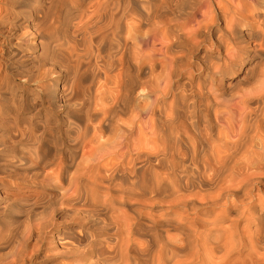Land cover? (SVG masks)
Instances as JSON below:
<instances>
[{
  "label": "clouds",
  "instance_id": "9594fccd",
  "mask_svg": "<svg viewBox=\"0 0 264 264\" xmlns=\"http://www.w3.org/2000/svg\"><path fill=\"white\" fill-rule=\"evenodd\" d=\"M109 17L101 21L96 13L88 12L78 14L75 11L77 0H0V56L4 48H18L20 55L15 52L9 57V71L19 77L12 81L17 91H24L22 99L13 101L12 110L7 108L8 101L0 95V120L11 119L12 127L18 126V121H26L30 129L36 127L37 131L43 128L40 135L31 140L30 144L23 146L25 156H11L9 163L13 169L9 179L12 189H8L0 176V187L11 194L17 193L22 186L44 184L48 187L54 183L50 177L44 175L49 165L44 164L47 159L37 154L41 143L47 144L46 152L54 154L58 159L63 158L65 174L75 171V177L65 188L59 185L55 191L59 195L49 197L52 205L47 213V222L41 226L40 222L32 223L28 229H5L6 213L14 211L22 213L29 205L27 199L19 201L21 207L11 209V200L0 198V248L10 250L6 255L0 254V264H25L30 259L28 255V242L33 230L39 235L36 237L37 246L45 241V236L56 226L54 216L60 209H72L66 213L63 225L80 223L79 209L85 215L95 184L89 183L95 179V169L101 166L105 158L116 155L119 158L121 149L130 152V144L134 135V125L126 123L134 117L137 124H150L156 110H166V98L160 87L154 85L151 79L142 80L141 70L145 64L153 68L159 57L157 50L151 46V37H156L161 26L167 28L171 43H178L179 51L176 59L179 72H188L195 69L194 74L204 84L203 97L209 99V105L203 106L200 95L195 93V85L191 93L185 95L184 120L191 125L192 132L203 137L210 133L214 124L208 115L209 109H215L217 120H232L234 109L241 99L249 95L261 98V112L264 115V0H100ZM147 13H139L136 4ZM186 3L193 5L194 11H202L203 19L199 21V37L196 45L183 38V27L193 19L191 12L184 13ZM28 5L20 7V5ZM223 12L216 11V7ZM62 13V15H61ZM119 13V16L116 14ZM171 14L170 18L168 14ZM132 20L137 26L135 33L136 48L143 46L144 59L133 58L130 55L132 44L128 43L121 31L122 22ZM147 24L146 31H140L139 25ZM7 28L8 35L4 29ZM21 28L23 36L16 44H11L9 36ZM236 28L240 31L237 32ZM245 31L247 39H245ZM99 36V44L103 46L106 40L112 44V51L107 57H98L90 51L93 37ZM213 36L221 44L229 47L227 55H221L218 45L213 42ZM131 39V38H129ZM77 45H83L77 52ZM200 49L204 55L193 62ZM125 52L129 55L122 59ZM249 52L255 55L249 57ZM93 61H96L93 63ZM254 61L252 67L240 79L237 75L243 71V65ZM87 65L81 68V65ZM59 69V70H57ZM100 72L104 75L101 77ZM91 74L88 81L86 74ZM6 73L0 62V84L5 82ZM119 77L121 86L113 83V78ZM103 79L101 93L96 91V81ZM190 81H186L188 83ZM182 88V85H177ZM3 89H0L2 92ZM214 101V103H213ZM163 116V111H161ZM202 121L203 127L198 123ZM86 121V123H85ZM171 117L161 119V130L171 125ZM96 130L104 137L103 146L95 139L96 152L89 157L91 170L83 166L77 168L80 159L79 150ZM176 140L179 133L174 132ZM116 143L112 144V140ZM163 144V138L161 139ZM108 148V151H104ZM163 151V149H162ZM264 151V149H261ZM146 159V158H145ZM166 159L161 155L157 160ZM196 161H193L195 167ZM43 164V170L38 165ZM142 167L145 165H141ZM154 167V165H151ZM20 170L21 174H17ZM102 183L105 177H100ZM139 177L131 180L135 185ZM111 183V182H110ZM35 204L36 201H31ZM98 211V209H91ZM106 227L109 225H105ZM71 231V229H67ZM86 229L80 224V234L84 235ZM88 245L79 247L71 241H65L64 257L61 264H97L86 253L92 247L97 235L88 233ZM264 249V245H262ZM100 264H105L104 260Z\"/></svg>",
  "mask_w": 264,
  "mask_h": 264
},
{
  "label": "bare ground",
  "instance_id": "6f19581e",
  "mask_svg": "<svg viewBox=\"0 0 264 264\" xmlns=\"http://www.w3.org/2000/svg\"><path fill=\"white\" fill-rule=\"evenodd\" d=\"M27 6L20 5V7ZM135 7L139 13H143L138 3ZM74 10L78 14L96 13L101 21L109 17L100 0H77ZM216 11L222 18L223 12L218 6ZM183 12H191L193 17L183 27V38L196 45L199 37V21L204 18L203 12L194 11L191 3L183 6ZM116 15L119 16V13ZM170 16L169 13L168 17ZM146 17L147 13H143L141 19ZM147 28V24L139 25L140 31H146ZM4 30L5 35H8L7 28ZM137 30L132 20L121 24L125 40L132 44L130 55L143 60L146 49L143 46L137 49L133 43ZM236 31L239 32L240 29L236 28ZM22 36V29H15L14 35L9 36L10 43L16 44ZM245 39H247L246 31ZM99 40V36L92 38L90 51L98 57H107L112 51V44L106 40L101 46ZM150 40L151 46L157 50L156 55L159 59L153 68L145 64L140 77L142 80L151 79L152 83L164 92L166 110H156L150 124H137L134 117L126 121L134 125L130 152L121 149L119 158L113 155L101 162V166L95 169V179L89 180V183L95 184V187L89 205L85 206L89 209L88 214L85 215L84 210L79 209L77 205L78 219L83 217L80 223L53 227L45 236V241L56 239L62 242V247L60 246L62 249L65 247L63 245L65 241L85 247L90 239L88 233L97 235L98 239L93 241L92 247L86 253L90 259L97 261V264H100L101 260H104L105 264H264V249H262L264 151H261L264 149V115H258L261 112V98L249 95L247 99L239 100L234 109L233 119H225L219 124L215 123L217 120L215 109H209L208 115L214 126L211 132L203 137L196 136L192 132L191 125L186 124L184 120L186 115L183 111L184 98L186 94L192 92L195 85V93L201 96L203 106L207 107L210 101L203 97L204 84L194 74L195 69L179 72L177 79L178 68L182 67L175 58L179 47L178 43L170 42L171 37L166 27L161 26L157 36L151 37ZM213 42L218 45L221 55L228 54L227 45L221 44L215 36ZM82 46H76L77 55L80 54L79 49ZM12 52L17 56L20 55L18 48L5 47L3 56L11 57ZM128 55L129 52H125L122 59ZM203 55L204 49H200L197 56L193 57V62ZM248 55L251 57L255 53L249 52ZM261 55L264 56V52ZM253 63L254 61H249L243 65L244 74ZM85 67L87 65H81L82 69ZM99 75L103 77L104 73L100 72ZM86 77L91 82V74H86ZM6 80L4 84L10 83ZM186 81L190 82L186 83ZM103 83V79L96 81L97 93H101ZM113 83L120 87V78L114 77ZM177 85H182V88H178ZM0 89L4 91L1 85ZM18 97L23 98L22 94ZM169 117H171V125L162 131L160 120H167ZM5 120H0V125L6 124V127H1L5 128L6 132L0 133V176L6 178L3 184H6L8 189H12V184L7 179L13 169L9 160H5V149L8 147L12 149V156L26 157L25 153H19L16 146L18 145L19 148V145L30 144L29 136L31 140H35L43 128L41 127L39 131L36 127L29 129L26 121H18V126L12 127L11 119L3 122ZM198 123L203 127L202 121L198 120ZM174 132L179 133V140L175 139ZM105 136L107 132L101 135L93 129L92 135L80 146L77 168L81 166L85 170L93 168L89 164V157L97 151L95 139H98L103 146ZM115 143L116 139H113L112 144ZM47 147L46 143H41L36 151L37 154L47 157L44 164H48L49 167L44 175L58 182L53 183L51 187L44 184L25 185L18 193L13 190L11 194L0 187V198L12 201L11 209L18 208V203L22 199L29 201V205L26 206V217L41 207L44 208L45 204H52L49 197L59 195L55 189L59 185L69 188L75 177V171L65 174L63 158L58 159L54 154L46 152ZM104 151H108V148ZM161 155L166 159L157 163ZM26 158L31 162L30 157ZM194 160L195 167H193ZM142 164L145 166L142 167ZM38 167L43 170V164ZM16 173L21 174L20 170H16ZM101 176L105 177L102 183L99 179ZM136 177H139L137 183L131 185V180ZM31 201L36 203L32 204ZM72 211V209H60L56 213L64 221L65 214ZM41 215L43 216L40 214L35 220L39 221ZM14 217H10L11 223L19 227L20 220ZM41 220L40 224L43 226L47 222L46 214ZM81 223L86 229L84 235L80 234ZM242 224L248 225L250 230L243 232L240 228ZM27 225L26 229L30 227L29 223ZM170 231H174L173 234H169ZM38 235L39 233L33 230L29 241H36ZM8 249L0 248V254L6 255Z\"/></svg>",
  "mask_w": 264,
  "mask_h": 264
},
{
  "label": "rangeland",
  "instance_id": "374dc122",
  "mask_svg": "<svg viewBox=\"0 0 264 264\" xmlns=\"http://www.w3.org/2000/svg\"><path fill=\"white\" fill-rule=\"evenodd\" d=\"M4 32H5V34H6V31L4 30ZM0 38H2V37H0ZM6 58V59H5ZM1 60H0V62L2 61V63L3 64H5L4 66H3V64H2V66L4 67V70H5V73H6V81H9L10 83H3V84H0L1 85V88H2V86H3V88H4V91H2V92H0V95H2L3 96V98L5 99L6 97L8 98L9 97V99H7L6 98V100L8 101V105H7V107L9 106V108H8V110L9 111H14V110H12V104H13V101L14 100H16V99H19V97L18 96H21V94H22V97H24V95H25V92L23 91V93H22V91H17L16 89H15V87L13 86V83H12V80L13 81H15L18 77H19V73H17V74H14V73H12L11 71L9 72L8 70H9V57H7V56H1V58H0ZM4 61H6L5 63H4ZM8 63V64H7ZM250 66V65H249ZM249 66H247V68H249ZM246 68V69H247ZM11 73V74H10ZM14 75H15V77H14ZM11 78H10V77ZM244 76V72L242 71V72H240L238 75H237V77H236V79H240L241 77H243ZM12 79V80H11ZM12 83V84H11ZM5 85V86H4ZM9 86V87H8ZM6 87V88H5ZM5 89H6V91H5ZM12 90V91H11ZM10 91V92H9ZM5 92H6V94H5ZM10 93V94H9ZM15 93H17L16 95H14ZM8 95V96H7ZM10 95V96H9ZM14 97V98H13ZM11 99V100H10ZM13 99V100H12ZM10 103H12V104H10ZM5 120V119H4ZM8 120V119H7ZM7 120H5V121H3V122H6ZM2 121V120H1ZM6 124H3V125H0V133L2 132V133H4V132H6V129L5 128H1L2 126L3 127H6L5 126ZM4 130V131H3ZM23 146L24 145H22V146H20L19 145V148H18V145L16 146V148L18 149V151H20L19 153L21 154V153H24V152H22L23 151ZM21 148V149H20ZM6 151V152H5ZM5 151H4V155L6 156L5 157V160H10V157L13 155V152H12V149H9V147L7 148V149H5ZM9 154V156H8V154ZM7 154V155H6ZM9 182H10V179L8 178L7 179ZM54 183H56V182H58V181H56V180H54L53 181ZM23 194V193H22ZM26 194V193H25ZM102 198H103V196H101ZM19 204V203H18ZM47 204H45V206H44V208L43 207H41L40 209H38V210H36L35 212H33L32 214L30 213L27 217H26V215H27V212L26 211H24V212H22V214H20V213H17V212H15V213H12V212H14V211H10L9 213L11 214V215H9V213L8 214H6L7 216L9 215V217H7V220H6V222H5V229L8 227L9 228V226L8 225H10V227L11 228H14L15 226V228H17L18 227V225H16V224H13L12 225V223H11V220H10V217H14L13 215L14 214H16L15 215V217L14 218H16V219H18V220H20L19 222H20V224H19V229L20 230H24V228L26 229L27 227H28V223L31 225L32 223H37L38 222V219L37 220H35V218H38V217H40V214H43V216L41 215V219L44 217V215L46 214V217H47V213H48V210L50 209L49 207H47L46 206ZM48 205H52V204H48ZM21 205L19 204V207H20ZM18 207V208H19ZM47 210V212H46V210ZM124 210V209H123ZM263 212H264V210H262ZM55 214H57V213H55ZM37 215H39V216H37ZM19 216V217H18ZM24 216V217H23ZM35 216V217H34ZM20 217H21V219H20ZM57 217V218H56ZM31 218V219H30ZM34 218V219H33ZM8 219H9V221H8ZM29 219V220H28ZM41 219H39V222L41 223L42 222V220ZM56 219V220H55ZM60 219H62L61 218V216H59L58 214H57V216H55V218H54V220H55V224H56V227H61V226H65V225H63L62 224V222H61V220ZM28 220V221H27ZM22 221V222H21ZM62 221H63V219H62ZM24 222V223H23ZM26 222V223H25ZM28 222V223H27ZM8 224V225H7ZM59 225V226H58ZM24 227V228H23ZM240 228H241V230H243V232H245V231H249L250 229H249V226L248 225H240ZM248 229V230H247ZM7 230V229H6ZM245 230V231H244ZM252 231V230H251ZM172 232V233H171ZM173 232L174 231H170L169 232V234H173ZM36 242V243H35ZM60 241H56V239H54V240H51L50 241V239L48 240V241H44V243L42 244V245H40V246H37V241H29L28 242V248L30 249V250H28V255H30L29 257H30V259H28V260H26L25 261V264H61L60 262H61V260L62 259H66L65 257H64V250L63 249H65V247L62 249L61 247V243L62 242H60ZM64 242V241H63ZM35 243V244H34ZM34 245H35V247H34ZM63 245H65V243H63ZM48 246V247H47ZM61 246V247H60ZM31 248H32V250H31ZM37 249V250H36ZM47 251V252H49V253H47V252H45V250ZM48 249V250H47ZM50 249L52 250V251H50ZM10 249H8V250H6V253H8V251H9ZM36 250V251H35ZM62 250V251H61ZM38 251V252H37ZM41 251V252H40ZM37 252V253H36ZM32 253H34L33 255H31ZM44 253V254H43ZM46 253V254H45ZM47 254H49V255H47ZM50 254L51 255H53L52 257L50 256ZM56 254V255H55ZM58 254H59V256H58ZM61 254V255H60ZM63 255V256H62ZM47 256H49V257H47ZM45 257V258H44ZM34 259V260H33ZM60 259V260H59ZM38 260H40V261H38ZM58 263H57V262ZM52 262V263H51ZM115 264V263H114ZM118 264V263H117Z\"/></svg>",
  "mask_w": 264,
  "mask_h": 264
}]
</instances>
